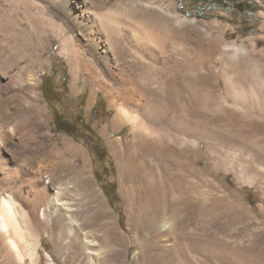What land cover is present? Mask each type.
I'll list each match as a JSON object with an SVG mask.
<instances>
[{"label":"bare ground","instance_id":"bare-ground-1","mask_svg":"<svg viewBox=\"0 0 264 264\" xmlns=\"http://www.w3.org/2000/svg\"><path fill=\"white\" fill-rule=\"evenodd\" d=\"M176 4L175 0H0V88L7 91L6 96L0 93V104L6 106L5 115L10 111L16 119L14 124H10L0 111V181L13 183L18 172L7 167L15 160L9 153L8 139L17 137L22 142L26 135L30 138L35 136L31 129L25 130L27 134L24 129L19 130L26 121L19 116L26 109L43 113L36 89L38 71L48 66L42 53L47 50L45 37L51 36L58 40L59 53L66 57L73 78L78 79V75L90 78L94 87L105 89L109 105L116 108L110 124L102 128L103 134L108 129L117 132L121 125L131 126L128 142L124 143L118 136L110 139L108 145L116 152L125 151L126 154L129 150L121 164L118 178L120 192L128 216L136 211H130L134 195L135 198L141 196L140 205L148 211L144 225L156 238L154 240L165 242L170 238L171 241H179L188 231L197 234L195 224L201 219L202 211L210 207V203L204 202L201 184L196 178L204 176L202 180L212 184L205 177L206 170L197 164L201 142L206 145L207 153L204 155L207 162L213 167L217 168L221 159L224 161L223 158L230 156L238 166V176L247 171L264 183V151L258 146L264 145L262 139L255 143L239 138L218 139L210 130L211 125L220 122L251 136L263 133L264 98L256 105L245 93L248 90L246 68L250 49L244 42L227 41L214 24H202L195 17L180 13ZM146 58L148 62L164 58L180 64L185 71L184 77L203 96L197 98L192 89L186 91L188 110L201 119L200 123L190 120L186 112L177 117L154 109L144 102L143 93L127 81L122 89L114 86L122 60L129 61L138 69H145L148 67L143 65ZM255 61L259 63L261 57L256 56ZM149 66L150 69L161 67L158 63H149ZM145 78L150 79L148 76ZM221 84L227 95L222 102H218L215 97ZM231 85L238 90L236 96L228 95ZM19 100L26 106L11 110L10 104ZM91 100L92 95L89 102ZM130 107H134L132 111ZM137 107L140 114L134 112ZM66 145L71 148V155L83 152L82 148L68 142ZM79 173L76 194L84 204L78 200L79 196L72 201L64 199L60 188L50 193L49 179L41 181L38 178L37 185L49 197L48 208L54 207L56 217L64 228L62 230H66L72 245L84 257L98 261L105 255L101 247L120 244L124 241L125 232L106 198L93 184L91 175L80 169ZM3 184H0V191ZM17 192L22 193L19 187ZM0 196V231L7 244V253L23 260L17 243L23 236V230L30 231V226H25L22 220L26 213L16 205L10 193H1ZM216 198L211 196L212 205ZM39 199L36 196L27 201V207L37 213L38 218L45 219L48 214L41 209ZM85 202L95 203L98 229L104 232L103 235L94 228L95 240L90 239L92 231L86 227L87 216L83 217V213L87 212ZM223 206L230 207L226 203ZM236 214L240 218L241 210ZM137 224L136 219L134 225ZM167 249L174 250L175 247L167 246ZM35 255L36 251L30 248L29 256L33 264ZM47 259L48 264H56L48 254Z\"/></svg>","mask_w":264,"mask_h":264},{"label":"rangeland","instance_id":"rangeland-1","mask_svg":"<svg viewBox=\"0 0 264 264\" xmlns=\"http://www.w3.org/2000/svg\"><path fill=\"white\" fill-rule=\"evenodd\" d=\"M175 1L177 2L176 9L180 13L195 17L202 24H214L227 41L244 42L248 45L251 55L246 68L248 90L246 89L245 93L247 98L254 101L256 105L259 104L264 98V0H252L254 4L248 8L250 9L248 13L234 8L233 4L238 0ZM206 2H210L211 5L208 6ZM225 6H228V9ZM197 11L199 13L196 15ZM44 45L47 50L42 52L43 59L48 62V66L38 71L39 82L36 89L43 113L39 114L26 109L25 115L19 116L20 119L26 120L19 130L31 129L35 136L30 138L26 135L22 142H19L17 137L8 139L7 147L15 160L8 163L7 167L11 171L18 170V172L13 183L0 181V184L4 183L1 185L0 195L10 193L16 205L26 213L22 220L25 226H30V231L23 230L21 232L23 236L17 243L23 254V260H18L7 253V244L0 231V264H33L29 256L30 248L36 251L34 264H48L47 254L54 259L56 264H264V183L247 171H243L242 174L240 173L241 176H238V166L230 156L223 158L224 161L221 159L217 168L213 167L204 155L207 153L204 142L199 144L201 150L197 164L206 170L205 177L212 184L202 180L204 176L203 178L196 177L201 184L204 202L210 203V207L202 211L201 219L195 224L194 229L197 234L188 231L180 239L181 241L172 240V242L170 238L165 241L166 243L154 240L156 238L144 225L148 211L140 205V195H137V198L134 195L130 211H136L128 216L118 178L122 161L129 154V150L126 154L125 151L116 152L110 149L108 141L121 136L124 143L128 142L131 137V126L121 125L117 132L108 129L103 134L102 128L110 124L116 113V108L108 103L105 89L94 87L91 79L86 76L78 75L76 80L73 78L66 57L59 53V42L56 38L45 37ZM256 56L261 57L259 63L255 61ZM145 60L143 65L148 66L145 67L146 71L144 67V70L138 69L133 67L129 61L122 60L120 74L114 78V86L122 89L127 81V84L137 87L140 93H143L144 102L154 109L163 110L162 112L173 116L175 114L177 117L186 112L185 115L190 120L195 119V122L200 123L201 119L188 110L186 91L192 89L197 98H203V96L200 92L197 93L189 80L184 77L185 71L180 64L164 58H158L155 61L151 59L149 62L147 58ZM149 63H158L161 67L150 69ZM147 76L151 80L145 78ZM144 79L146 80L142 82ZM155 80L156 84H154ZM144 82L148 85L147 87H144ZM156 89L162 91L163 94L159 91L156 93ZM0 93L2 96L7 95V91L1 88ZM237 93L238 90L231 85L228 95L236 96ZM91 95L92 100L89 102ZM226 95L221 84L215 98L218 102H222ZM10 105L11 110L14 111L26 106L20 100ZM133 108L130 107V110L132 111ZM137 109L134 112L139 113L140 110ZM5 110L6 106L0 104V111L4 114L5 121L14 124L16 120L14 115L10 111L5 115ZM56 122L59 129H56ZM220 124L222 123H214L210 128L218 139L239 138L251 143L262 139L264 144V129L263 133L251 136ZM67 142L76 148H82V154L79 152L77 155H71V148L66 145ZM258 146L264 151V145L258 144ZM79 169L91 175L93 184L102 192L106 202L115 212L119 226L125 232L124 241L120 244L101 247L105 255L104 259L101 258L98 261L84 257L72 245L66 230H62L63 226L56 217L54 207L48 208L49 197L47 198L37 185L38 178L41 181L49 179L52 188L50 193L60 188L63 191L62 197L72 201L79 196L76 194V183L78 184L80 179ZM17 186L22 193L18 194ZM213 195L217 198L216 204L212 205L210 198ZM36 196L40 198L41 209H45L46 215L48 214L45 219L38 218V214L27 207V201L35 199ZM79 198L81 200H78L84 204L82 198L80 196ZM225 203L230 207L223 206ZM85 206L87 212L83 213V217L87 216L86 227L92 231L90 239L95 240L94 230L96 229L101 234L103 232L98 229L100 226L94 213L95 203L88 202ZM238 210L242 213L240 218H237L236 211ZM208 215L211 217H207ZM136 219L139 222L138 226L134 225ZM112 236L115 237V235ZM105 240L106 238L104 242ZM167 246H174L175 249L168 250Z\"/></svg>","mask_w":264,"mask_h":264},{"label":"flooded vegetation","instance_id":"flooded-vegetation-1","mask_svg":"<svg viewBox=\"0 0 264 264\" xmlns=\"http://www.w3.org/2000/svg\"><path fill=\"white\" fill-rule=\"evenodd\" d=\"M254 2L252 0H238L234 2L235 9L239 10L240 12H249L248 8L253 6Z\"/></svg>","mask_w":264,"mask_h":264},{"label":"trees","instance_id":"trees-1","mask_svg":"<svg viewBox=\"0 0 264 264\" xmlns=\"http://www.w3.org/2000/svg\"><path fill=\"white\" fill-rule=\"evenodd\" d=\"M206 4H208V6L211 5L210 2H206ZM233 6H234V4H233ZM202 7H205V6H202ZM225 8L228 9V6H225ZM234 8H235V6H234ZM197 13H199V11L196 12V15H197ZM55 126H56V129H59V126L57 125V122H56V125Z\"/></svg>","mask_w":264,"mask_h":264}]
</instances>
